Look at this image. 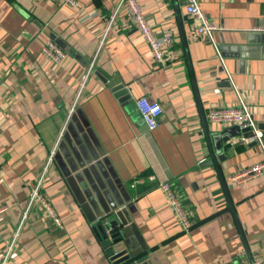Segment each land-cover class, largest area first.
<instances>
[{
  "label": "crops",
  "instance_id": "obj_1",
  "mask_svg": "<svg viewBox=\"0 0 264 264\" xmlns=\"http://www.w3.org/2000/svg\"><path fill=\"white\" fill-rule=\"evenodd\" d=\"M78 1L0 0V264L41 175L62 226L35 201L6 264H113L94 226L125 205L122 243L154 264L264 262V176L229 180L264 147L243 135L215 144L233 124L208 117L242 100L264 132V0H199L219 27L213 40L196 33L186 0H138L157 33L173 34L165 63L125 7L114 13L118 0ZM48 39L66 52L61 63L43 54ZM140 97L163 108L153 131Z\"/></svg>",
  "mask_w": 264,
  "mask_h": 264
},
{
  "label": "built area",
  "instance_id": "obj_2",
  "mask_svg": "<svg viewBox=\"0 0 264 264\" xmlns=\"http://www.w3.org/2000/svg\"><path fill=\"white\" fill-rule=\"evenodd\" d=\"M59 1L73 8L79 5L78 0ZM122 7H125L127 9V12L133 17L137 29L140 31L143 38L147 42L155 59L161 63H165L166 61L173 59L174 51H171L170 49L173 46L174 37L171 31L167 28H163L161 29L160 33H157V31H155L148 22L138 0H118V4L115 8L114 13H118ZM185 11L193 19L196 33L213 40V34L219 27L209 20L206 13L200 7L199 0H186ZM256 29L258 31H264V26H259ZM42 52L45 57L51 59L53 62L56 63H61L66 56V52L64 51V49L53 39H48L45 41V44L42 47ZM94 63L95 59H93L90 65L88 66V72L85 75V79L90 74ZM136 107L139 113L141 114L144 122L148 126L149 131H153L154 129H156L159 124L160 117L163 113V108L161 104L157 101L150 100L147 97H140L136 100ZM208 117L210 121L215 124L230 123L233 125H240L242 128H252L255 133L254 136L243 139H256L257 141H260L261 145H263L264 147V142L262 141L263 131L258 129L257 123L252 115L250 107L242 100L239 102L238 105L219 107L215 106L210 109ZM51 157L52 155L50 156L49 161L51 160ZM259 176H264V160L253 165L243 167L242 169L230 175L229 180L234 183H242ZM42 178L43 175H41L38 182L34 185L33 183L29 182L32 187V192L28 201V207L23 213L22 221L19 227L13 234V237L7 247L5 256L1 260V264H6L8 262L11 252L14 250L20 228L22 227L24 221L28 216V210L35 201L40 202L43 207L47 210L53 221L57 225L62 226L60 217L51 207L46 197L40 192ZM159 185L166 192V195L173 209H175V212L181 219L185 228L190 227L188 214L184 211L175 191L171 186V183L165 181L161 182ZM6 209L7 206L1 205L0 214H3ZM234 264H264V262L259 255H256L250 259H243Z\"/></svg>",
  "mask_w": 264,
  "mask_h": 264
},
{
  "label": "water",
  "instance_id": "obj_3",
  "mask_svg": "<svg viewBox=\"0 0 264 264\" xmlns=\"http://www.w3.org/2000/svg\"><path fill=\"white\" fill-rule=\"evenodd\" d=\"M254 134L252 128H242L240 125L234 124L223 129L218 134V137L213 136V139L215 144H218L220 141L223 143V140H229L234 136L243 135L244 138H250L253 137ZM207 135L211 141L209 131H207ZM217 150H219V148H217L216 151ZM215 154L217 153L213 150L212 156L214 161L217 160ZM219 157L222 158L221 155ZM130 206L131 205H125L119 209L116 208L110 211L102 221L95 224L94 230L98 237L103 241V245L113 260V264H154V262L145 254H138L134 250L126 249L122 243V238H125V233L127 228H129V224L133 222Z\"/></svg>",
  "mask_w": 264,
  "mask_h": 264
}]
</instances>
